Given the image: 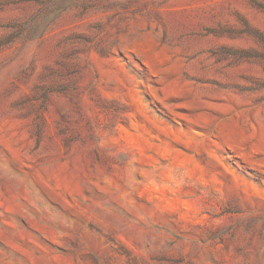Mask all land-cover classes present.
Returning a JSON list of instances; mask_svg holds the SVG:
<instances>
[{"label": "rangeland", "instance_id": "rangeland-1", "mask_svg": "<svg viewBox=\"0 0 264 264\" xmlns=\"http://www.w3.org/2000/svg\"><path fill=\"white\" fill-rule=\"evenodd\" d=\"M0 264H264V0H0Z\"/></svg>", "mask_w": 264, "mask_h": 264}]
</instances>
